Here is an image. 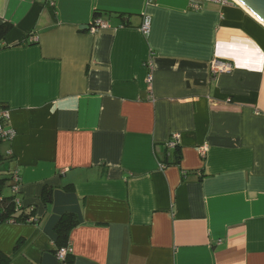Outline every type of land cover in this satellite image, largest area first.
Listing matches in <instances>:
<instances>
[{"label": "crops", "instance_id": "obj_1", "mask_svg": "<svg viewBox=\"0 0 264 264\" xmlns=\"http://www.w3.org/2000/svg\"><path fill=\"white\" fill-rule=\"evenodd\" d=\"M46 1L0 0V173L38 218L0 224L7 264H68L67 212L70 264H264V24L235 0Z\"/></svg>", "mask_w": 264, "mask_h": 264}, {"label": "trees", "instance_id": "obj_2", "mask_svg": "<svg viewBox=\"0 0 264 264\" xmlns=\"http://www.w3.org/2000/svg\"><path fill=\"white\" fill-rule=\"evenodd\" d=\"M50 6L52 7L53 5H50ZM10 29H11V24L9 23H5L4 25L0 27V42L5 37V35L8 33ZM3 141L4 140H0V144ZM177 146L175 147L177 148ZM7 159H9V157L5 156L1 152V149H0V163L3 161H6ZM179 160H180V157L178 161ZM12 180H13V174L12 172L10 173L9 169L7 170V172L0 173V224L3 222H9V221L37 222L38 218L36 216L35 207L32 206V207H29L30 209L28 208L29 210L26 209V207H24L23 204L21 203V200L18 198L17 191H12L11 194L3 193L5 185H8L9 187H13L14 184L12 183ZM42 197L46 203L51 202L53 200V187L45 186L42 192ZM78 223H79V219L77 215L74 213L67 212V213H64L60 217V220L55 227L56 247H55L54 252L56 254H58L60 249L67 247L70 244L69 242L70 232L75 226H77ZM71 254L72 252L67 253L66 258L63 261L64 263H68V264L71 263V260H72ZM8 260H9L8 257L5 256L0 251V264H7L9 262Z\"/></svg>", "mask_w": 264, "mask_h": 264}, {"label": "built area", "instance_id": "obj_3", "mask_svg": "<svg viewBox=\"0 0 264 264\" xmlns=\"http://www.w3.org/2000/svg\"><path fill=\"white\" fill-rule=\"evenodd\" d=\"M49 2H53L54 0H47ZM108 24L106 21H103L101 19H97L92 26L90 27L91 30H95L97 28V26H102V27H106ZM150 27V23L147 21L144 23L143 25V29L145 31H148ZM32 40H35V37L31 38ZM211 69L213 71V73H219V72H224V71H230L231 70V65L229 62L223 61V60H214L211 64ZM10 118V114L7 110L6 107H4L3 105H0V140H9L12 137H14L16 131L7 125V122L9 121ZM180 134L176 133L173 135V137L169 140V142L167 143L168 147H174L178 144V139H179ZM202 152L205 153L207 150V147L204 146L201 148ZM14 180L16 181L12 187L13 191H18V180L19 177L17 174H15V178ZM68 252H72V247L69 244L67 247H64L62 249L59 250L57 256L64 261L66 258V255Z\"/></svg>", "mask_w": 264, "mask_h": 264}, {"label": "water", "instance_id": "obj_4", "mask_svg": "<svg viewBox=\"0 0 264 264\" xmlns=\"http://www.w3.org/2000/svg\"><path fill=\"white\" fill-rule=\"evenodd\" d=\"M264 22V0H239Z\"/></svg>", "mask_w": 264, "mask_h": 264}, {"label": "rangeland", "instance_id": "obj_5", "mask_svg": "<svg viewBox=\"0 0 264 264\" xmlns=\"http://www.w3.org/2000/svg\"><path fill=\"white\" fill-rule=\"evenodd\" d=\"M8 165H9V161L8 160L3 161V162L0 163V168H3V166H5V168L7 169L8 168ZM3 193L4 194H9V186L8 185H5L4 190H3Z\"/></svg>", "mask_w": 264, "mask_h": 264}, {"label": "bare ground", "instance_id": "obj_6", "mask_svg": "<svg viewBox=\"0 0 264 264\" xmlns=\"http://www.w3.org/2000/svg\"><path fill=\"white\" fill-rule=\"evenodd\" d=\"M235 1L241 4L242 6H244L252 15H254L257 19H259L264 24V22L259 18V16L255 14L254 12H252L249 8H247L241 1L239 0H235Z\"/></svg>", "mask_w": 264, "mask_h": 264}]
</instances>
